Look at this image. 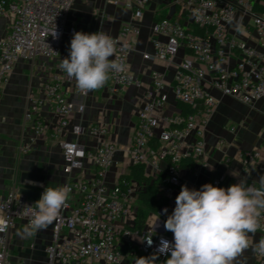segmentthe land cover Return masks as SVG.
<instances>
[{"label": "built area", "instance_id": "1", "mask_svg": "<svg viewBox=\"0 0 264 264\" xmlns=\"http://www.w3.org/2000/svg\"><path fill=\"white\" fill-rule=\"evenodd\" d=\"M116 6L124 5L135 10V21L144 16L148 0H109ZM77 0H0V18L10 20L7 35L0 39V103L2 88L10 82L19 63H32L38 58L58 57L66 35L73 36L68 28V18ZM252 20L259 41L264 45V0H183L182 16L179 19H163L152 28L154 55H145L151 61L171 65L182 49L187 50L173 88L176 100L189 107L191 113H179L163 120L159 136V111L167 105L165 94L167 82L161 73H153V85L145 94V102L139 114V123L124 152L128 165H145L147 170L159 172L161 163H167L166 175L160 187L169 205L184 185L181 165L187 158L198 159L204 155L205 132L215 114L218 101L211 95L207 80L226 96L239 99L246 105H254L264 99V51L239 40L231 33L237 15ZM58 38L51 32L55 29ZM204 31V33L195 30ZM139 34L138 25H124L116 41L113 57L125 66L122 73L109 74L113 91L142 86L131 73L129 59L133 51V39ZM75 80L61 71L44 85L46 100L54 104L61 122L52 137L57 139L69 127V117L84 113V106L70 101L65 92V83ZM83 98L88 97L81 92ZM44 105V101H35ZM37 135H44L46 127L37 123ZM74 141L62 143L64 154L63 172L72 176L83 170L87 163L96 168L89 180L70 179L65 182L72 188L70 197H79L73 206L70 199L54 222L50 245L46 248L47 264H121L122 253L117 249L119 237L141 240L140 252L151 256L160 246L161 238L171 242L165 235H155L153 230L119 229L117 222L130 214V205L136 195L137 184L121 182L110 186L107 176L119 152L118 145L108 140L109 127L101 121L91 125H75ZM195 138L188 146L189 138ZM94 146H88L83 139ZM32 151L30 145L22 148V154ZM262 149L244 153L243 164L253 168L262 159ZM227 188L220 180L212 183ZM26 204L35 207L18 191L0 195V264H27L12 262L8 248V235L19 221L28 224ZM260 238L264 236V214L260 218ZM152 239L151 246L146 240ZM166 255H159L157 264H164ZM254 264H264V257L256 255Z\"/></svg>", "mask_w": 264, "mask_h": 264}, {"label": "crops", "instance_id": "2", "mask_svg": "<svg viewBox=\"0 0 264 264\" xmlns=\"http://www.w3.org/2000/svg\"><path fill=\"white\" fill-rule=\"evenodd\" d=\"M183 0H148L144 9V16L135 21V10L124 5L116 6L109 0H77L68 18V28L85 33L97 31L107 32L113 39L119 37L124 25L135 23L139 34L133 39V51L129 59L131 73L142 83V86H132L124 91L114 92V86L109 78L104 87L90 91L88 97L83 98L81 91L72 84L65 83L68 99L77 106H84L83 114L75 112L69 117V127L57 139L52 137L54 130L61 122V118L54 104L46 100L44 85L55 75L61 73L60 63L68 57L71 35L63 39L62 50L58 57L47 59L38 58L32 63H19L15 68L10 82L2 88L0 103V195L5 196L12 191H20L23 187L34 191H44L46 187L64 185L70 179L91 180L96 168L87 163L85 168L75 171L72 176L64 174V154L62 143L75 140L73 127L75 125H91L105 122L109 127L110 142L118 145L119 152L110 169L107 182L112 187L121 183L131 174L132 165L127 164L125 148L139 123V114L144 106L145 94L152 87L153 73L165 76L167 87L165 94L168 98L165 108L158 113L159 136L163 129V120L168 116L182 113L180 103L176 100L173 88L177 83L180 68L187 54L182 49L171 65L161 61H151L145 55H154V24L163 19H179L182 16ZM10 29V20L0 18V39ZM231 33L239 40L252 47L264 51V45L259 41L252 20L244 15H237ZM211 95L218 101V107L205 132V152L195 160L194 169L181 168V179L190 189L199 190L206 183L220 180L224 185L237 183L238 178H247L249 185L260 187L258 181L264 176V151L261 161L253 168H246L243 155L255 149H262L264 145V99L254 105H246L239 99L226 96L207 80ZM35 101H44L38 106ZM43 124L47 132L36 134V124ZM88 146H94L89 139H83ZM195 138H189L186 144L193 145ZM30 145L32 151L22 154V148ZM46 177L45 183L21 184L24 172H35ZM167 163H161L159 172L147 170V175L153 179H164ZM130 205V214L117 222L119 229H132L135 226L137 212L140 208L139 187ZM161 196L165 197L162 193ZM71 204L77 205L79 197H70ZM167 201V200H166ZM167 213L162 210L149 215L146 229L153 230L155 235H165L173 241V233L166 231L164 222L175 208L165 202ZM27 225L23 221L15 224L8 235V248L12 262L25 261L27 264H47L46 248L50 245L53 225L46 230L39 231L31 237L21 235ZM251 235V234H250ZM260 236L255 233L253 242H258ZM141 240L138 238L117 240V249L123 255L121 264H138L139 257H148L140 252ZM246 264L256 262V254L252 249L245 251Z\"/></svg>", "mask_w": 264, "mask_h": 264}, {"label": "clouds", "instance_id": "3", "mask_svg": "<svg viewBox=\"0 0 264 264\" xmlns=\"http://www.w3.org/2000/svg\"><path fill=\"white\" fill-rule=\"evenodd\" d=\"M50 35L58 38L56 27ZM115 53L116 41L107 32L75 31L69 55L61 60L60 69L86 95L104 87L110 73L125 71L124 64L113 58ZM258 183L259 188L249 185L247 178H238L227 188L206 183L196 190L182 185L175 208L163 225L173 233V241L161 238L156 252L139 257L138 264H157L159 255L168 257L164 264H246L244 253L250 248L264 257V236L253 242L264 214V176ZM71 192L67 184L46 187L35 207L26 204L29 222L21 235L31 237L52 225ZM163 211L166 214L168 210ZM146 241L149 246L153 243L152 239Z\"/></svg>", "mask_w": 264, "mask_h": 264}, {"label": "trees", "instance_id": "4", "mask_svg": "<svg viewBox=\"0 0 264 264\" xmlns=\"http://www.w3.org/2000/svg\"><path fill=\"white\" fill-rule=\"evenodd\" d=\"M195 30L204 33V31L198 30L197 28H195ZM180 107L184 114L191 113L192 111L186 105L180 104ZM181 167L194 169L195 159L192 157L187 158L183 161ZM124 181L136 183L139 187L140 208L137 212L133 230L143 231L146 229L149 215L151 213L160 212L166 206L165 202H168L166 197L161 196L160 187L163 179H153L147 175L145 165H135L131 169V174L126 176L122 182ZM167 258L168 257H166L163 262L166 261Z\"/></svg>", "mask_w": 264, "mask_h": 264}, {"label": "water", "instance_id": "5", "mask_svg": "<svg viewBox=\"0 0 264 264\" xmlns=\"http://www.w3.org/2000/svg\"><path fill=\"white\" fill-rule=\"evenodd\" d=\"M30 181H34L37 183H45L46 177L44 175L39 174L38 169L35 172H24L21 175V181H20L21 184L25 185L26 182H30ZM19 192L25 197H27L28 201L32 204H35V202H37L40 199L41 194L43 193V191L37 192L26 187H23ZM164 209L165 208L162 209V212Z\"/></svg>", "mask_w": 264, "mask_h": 264}]
</instances>
